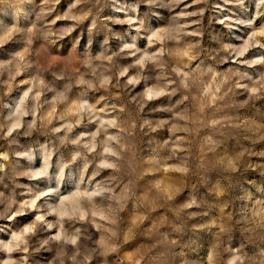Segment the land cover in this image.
<instances>
[{
	"label": "rangeland",
	"instance_id": "1",
	"mask_svg": "<svg viewBox=\"0 0 264 264\" xmlns=\"http://www.w3.org/2000/svg\"><path fill=\"white\" fill-rule=\"evenodd\" d=\"M0 264H264V0H0Z\"/></svg>",
	"mask_w": 264,
	"mask_h": 264
}]
</instances>
